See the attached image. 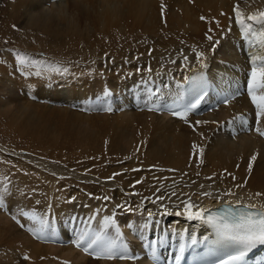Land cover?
<instances>
[{
  "label": "bare ground",
  "instance_id": "6f19581e",
  "mask_svg": "<svg viewBox=\"0 0 264 264\" xmlns=\"http://www.w3.org/2000/svg\"><path fill=\"white\" fill-rule=\"evenodd\" d=\"M236 3L245 12L264 8V0H163L162 17L161 0H0V36L9 28V36L21 37L24 50L7 53L13 56L9 67L0 63V178H7L0 179V193L7 188L0 208V245L19 236L32 243L26 254L19 244L0 254V264H160L207 230L199 221L175 214L182 211L180 201L192 197L209 208L229 188L236 196L227 199L245 202L248 193L264 192V140L249 129L254 110L246 93L190 112L192 124L218 122L195 132L178 117L148 106L159 100L164 85L196 68L232 94L234 82H242L248 55L229 20ZM215 40L220 43L213 50ZM193 48L204 53V68ZM17 55L34 63L20 65ZM153 83L160 95L149 94ZM240 114L248 125L229 123ZM193 142L205 149L200 166L189 163ZM225 170L237 182L247 179L246 186L237 189L230 177L219 179ZM113 173L120 175L108 179ZM210 176L212 180L205 179ZM173 191L176 196L170 195ZM203 191L213 196L201 197ZM160 195L166 198L155 204L147 199ZM21 210L47 218L55 234L29 233L35 225ZM93 212L98 224L105 216L116 222L136 220V232L126 237L137 260L98 261L75 246L77 225ZM161 238L157 262L148 245Z\"/></svg>",
  "mask_w": 264,
  "mask_h": 264
},
{
  "label": "snow or ice",
  "instance_id": "6c2138e0",
  "mask_svg": "<svg viewBox=\"0 0 264 264\" xmlns=\"http://www.w3.org/2000/svg\"><path fill=\"white\" fill-rule=\"evenodd\" d=\"M249 0H245L248 3ZM255 2V0H252ZM165 5L161 0V16L163 17ZM232 12L233 17H229L230 22H234L235 27L238 29L242 42L246 46L247 50V68L242 77V82H234V91L230 96H226L223 103L227 104L230 99H235L246 93L248 100L250 101L254 110V127L249 125V129L255 131V133L264 138V8H260L255 11L245 12L241 9L240 4L233 5ZM221 15H225L223 12ZM202 21L206 18L201 16ZM216 26L219 28L220 23L216 21ZM232 23L229 24L228 31H231ZM209 33L213 32V29H208ZM206 38L209 41H213V35L206 33ZM220 40H215L212 44L214 50ZM195 53V59L201 68L206 65L204 63L205 55L203 52L197 51L193 48ZM151 54V53H149ZM184 61L187 62L188 57L184 56ZM16 62L20 65L28 63H34L26 55H17ZM54 71H60L59 68H54ZM140 69H137L139 71ZM64 71H67L65 69ZM150 71V69H149ZM40 75V73H36ZM185 84L188 88L185 89V93L189 97L186 103L178 105L171 114L179 119L183 120L192 130L195 132L200 125H206L209 123H218L217 121L196 120L194 124L189 122V113L199 107L202 101L209 94V82L204 78L203 74L194 75L192 77H185ZM150 111H159L158 108H149ZM105 111H111L110 108H106ZM240 121L243 125H248V119L245 115L240 114L233 118L234 123ZM203 138V133H198ZM107 143V142H106ZM205 149L196 142L191 145V155L189 157L190 164H196L200 166L204 163ZM256 155H252L248 160L247 171L252 172L253 163L256 160ZM126 159H128L126 157ZM240 165H237L239 168ZM140 169H132V171H139ZM127 171V170H125ZM160 171H164L160 169ZM168 171H175L174 169H168ZM120 173H113V176L108 179H114L115 176ZM199 175V173H197ZM215 175V174H214ZM230 177L233 182L234 188L243 189L247 184V179L243 182H237V177L227 172L219 174V179L223 180ZM7 180L6 177L0 178ZM207 180H212L213 177H205ZM141 180L136 181L137 184L141 183ZM211 186V185H209ZM201 188L204 185H200ZM160 189H157L159 192ZM7 192V188L4 189V193ZM4 193H0V208L4 206ZM134 195L136 193H133ZM171 196H176L175 191L171 192ZM201 197L211 198L213 194L211 192H200ZM236 193L229 188L227 191L220 192L215 196V200L218 203L217 208H207L193 201L192 197H188L180 201L182 211H178L175 214L177 216H184L189 221H199L201 224L208 225L216 236V243L235 249V255H227L226 258H221L216 261V264H237V262L243 261L247 253L254 249L258 245H264V202H261V198L264 197V192L248 193V202H245L243 198L239 199H227V197H235ZM166 197L164 195L156 196V199L148 197L152 203L162 201ZM100 199V197H97ZM104 200H109L110 197H102ZM125 207L123 204H117L116 208ZM115 213H113L114 215ZM167 214V210L165 212ZM20 215L27 220L33 222L35 227H30L27 230L32 233H45L51 230L52 234H55V229L50 225L47 218L40 217L36 211L21 210ZM152 213H148L149 219L152 217ZM12 219L21 227L25 225L21 223L19 219L14 215ZM113 231L109 234L108 229ZM192 243L195 244L196 240L193 238ZM74 244L77 248L82 250L85 254L89 255L98 261H134L138 257L131 253L128 243L123 239L120 228L117 226L113 216H105L101 221L99 230L82 231L77 234V238L74 240ZM163 245L164 239L159 241L153 240L149 243L148 247L152 251V259L158 262L156 255L157 245ZM185 245L181 244L179 253L175 256V260L181 259L180 253H183ZM25 260H28L27 255L24 256ZM43 259V257H42ZM67 264V262H63Z\"/></svg>",
  "mask_w": 264,
  "mask_h": 264
},
{
  "label": "rangeland",
  "instance_id": "374dc122",
  "mask_svg": "<svg viewBox=\"0 0 264 264\" xmlns=\"http://www.w3.org/2000/svg\"><path fill=\"white\" fill-rule=\"evenodd\" d=\"M9 28L5 27L2 30V35L0 36V63L4 64L5 67H9L10 63L12 62V57H7V53H11L14 51L20 50L21 53L24 52L22 43L20 42L21 37H19L17 34L16 37L9 36L10 33L8 32ZM15 38V39H14ZM10 105L13 104L12 99H9ZM135 103V102H134ZM3 131V128L0 124V133ZM4 142L9 145L11 142L8 138L4 139ZM1 227V226H0ZM27 233V232H26ZM30 233V232H29ZM28 234V233H27ZM16 244H19L21 246V249L24 254L28 253L32 243L27 239V237L19 236L13 241L5 242L0 245L1 252L0 254L3 255L5 252L14 247ZM41 250V249H39Z\"/></svg>",
  "mask_w": 264,
  "mask_h": 264
}]
</instances>
